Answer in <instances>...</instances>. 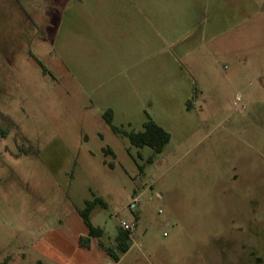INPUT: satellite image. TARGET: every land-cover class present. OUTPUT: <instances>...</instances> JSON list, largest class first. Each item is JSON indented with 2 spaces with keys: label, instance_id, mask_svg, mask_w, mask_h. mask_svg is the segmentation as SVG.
<instances>
[{
  "label": "rangeland",
  "instance_id": "obj_1",
  "mask_svg": "<svg viewBox=\"0 0 264 264\" xmlns=\"http://www.w3.org/2000/svg\"><path fill=\"white\" fill-rule=\"evenodd\" d=\"M0 127V264H264V0H0Z\"/></svg>",
  "mask_w": 264,
  "mask_h": 264
},
{
  "label": "trees",
  "instance_id": "obj_2",
  "mask_svg": "<svg viewBox=\"0 0 264 264\" xmlns=\"http://www.w3.org/2000/svg\"><path fill=\"white\" fill-rule=\"evenodd\" d=\"M106 121L109 125H113V112L112 110H108L105 115ZM113 130L115 133L120 134V130L113 126ZM0 135L2 139H5L7 133L0 127ZM124 135L129 139L132 146L136 148H151L154 151V154L160 155L164 152L166 147L171 142V134L159 126L156 122H154L151 118L145 124L144 130L142 132H130L124 133ZM111 153V151H108ZM154 162V156L148 159V163L152 164ZM101 204L100 199H95L93 201H89L86 203V207L83 210H79V214L83 219L84 223L88 228V234L91 238L101 237L103 235V231L100 228H97L93 225L91 221V214L93 210ZM124 232V231H123ZM131 238L128 233L124 232L117 238V250L125 255L131 249L130 244ZM107 253L117 261H120V258L112 251L107 250Z\"/></svg>",
  "mask_w": 264,
  "mask_h": 264
},
{
  "label": "built area",
  "instance_id": "obj_3",
  "mask_svg": "<svg viewBox=\"0 0 264 264\" xmlns=\"http://www.w3.org/2000/svg\"><path fill=\"white\" fill-rule=\"evenodd\" d=\"M142 202H143L142 196L138 195L132 200V202H131V204L129 205L128 208L131 211H134L142 204ZM120 226H121V229L124 232L129 234L131 240L133 241L135 239L134 238V233L136 232V228H137L136 224L135 223H130V222H127V221H121L120 222Z\"/></svg>",
  "mask_w": 264,
  "mask_h": 264
},
{
  "label": "crops",
  "instance_id": "obj_4",
  "mask_svg": "<svg viewBox=\"0 0 264 264\" xmlns=\"http://www.w3.org/2000/svg\"><path fill=\"white\" fill-rule=\"evenodd\" d=\"M130 251V250H129Z\"/></svg>",
  "mask_w": 264,
  "mask_h": 264
}]
</instances>
